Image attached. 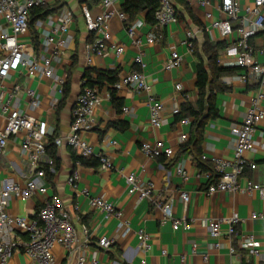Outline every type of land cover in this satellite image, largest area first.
I'll list each match as a JSON object with an SVG mask.
<instances>
[{"label": "crops", "instance_id": "1", "mask_svg": "<svg viewBox=\"0 0 264 264\" xmlns=\"http://www.w3.org/2000/svg\"><path fill=\"white\" fill-rule=\"evenodd\" d=\"M123 0H121L122 2ZM174 1V0H173ZM64 4L74 12V47L63 54V68L59 73L71 68V88L68 97L56 111H48V88L50 81L29 80L24 76L12 75L9 81L4 83L5 88L17 84L20 87L30 86L39 91L41 107L34 114L40 120H46L56 136L69 132L73 102L80 89V81L87 71L91 79H95L91 69L99 71H115L118 75L129 73L137 69L133 59L137 50L132 47L126 37L122 25L113 20L111 23L113 40L124 45V52L116 57L112 52L101 56H92L90 63L86 60V45L91 37L85 30L79 0H69ZM178 14V21L166 26L161 31V39L152 45L143 42L141 51L145 67L144 75L151 86V95L158 98L162 104L160 119L162 125L154 129L149 124V110L146 105L147 95L143 92L129 89L114 90L105 79L93 81L101 99L94 116L96 126L84 135L86 141L92 146L94 157L102 155L111 162V169L106 171L96 166H83L73 163V151L67 146L56 147V158L59 168L54 177L46 181L49 185L47 197L58 198L63 207L79 217L73 221L77 230L78 243L74 245L75 253L85 251L87 256L95 255L103 264H125L130 262L138 264L143 254L137 249V239L132 233L125 238L118 236L116 242L108 251L102 252L96 249L95 243L98 237H115L119 231L116 228L117 221H106L101 213L92 209L88 198L84 197L81 190L86 189L92 196H100L110 201L116 208L122 211L124 219L129 221L133 232L143 228L150 236L149 250L146 260L150 264H180L184 256L185 264H264V219L252 220L250 215L255 213L264 216V199L258 193L246 194L240 191L216 192L206 194L208 185L215 180L212 166L201 169L195 160V149L191 139L190 123L185 125L181 120H175L174 110L188 102L194 105L198 93L195 87V70L198 63L197 53H202V45L207 39L205 34L199 32L192 40L193 52H190L186 42V31L197 29L202 25L200 9L188 7L174 1ZM93 12L99 11V2L91 5ZM143 17V15L141 14ZM144 18V17H143ZM143 29L146 33L151 30L147 23ZM219 50L218 58H229L225 47ZM256 49H264V33L252 39ZM172 51H176L181 57V63L172 70H166L165 64L169 60ZM198 54V55H199ZM205 61V58L202 56ZM259 62H264V53L256 55ZM206 62V61H205ZM219 66V65H218ZM221 67V66H220ZM231 68V71L218 76L213 84L214 106L217 116L204 126L200 154L207 160L216 157L231 160L233 155L234 129L238 127L248 108L249 98L259 90V85L253 79L246 83L236 81V77L244 74L242 69ZM180 84L181 90H175V85ZM25 101V99L23 98ZM23 101L22 106L25 105ZM264 109V101L261 102ZM123 108L128 112L124 113ZM185 133L187 141L179 145V135ZM264 144V121L259 124L254 137ZM161 140L165 145L174 149L171 157L160 156L150 159L140 151L142 142ZM110 141H115L113 146ZM190 143L187 147H182ZM6 157H0V178L21 182L19 171L28 175L23 160L19 156V141H10L7 146ZM76 154V153H75ZM77 155V154H76ZM245 157L254 163L253 167H246L238 178L240 188L247 184L264 186V149H258L255 153L247 152ZM203 161V160H202ZM183 163L188 180L183 183L175 173L176 163ZM76 170L78 180L76 187L72 188L67 179ZM133 172L142 181L153 185V195L163 198L171 203L173 213L177 219H186L191 223V229L173 230L170 222H163L161 210L156 208L151 201L138 200L127 194L124 175ZM179 191L189 193L187 205H183L178 197ZM42 197L32 196L29 199H12L8 206V212L12 215L33 216L40 207ZM78 207L73 211V206ZM237 214L240 221L236 224L235 232L227 237V227L221 225L222 235L220 247H211V239L207 229L201 225L202 220L222 219L232 214ZM73 215V214H72ZM87 227L89 236L83 239L80 230ZM252 235L258 241L259 256L255 257L247 249L240 246L242 238ZM86 240V241H85ZM195 245V248H193ZM232 247L234 254L229 252ZM165 251V255L161 251ZM57 258L56 264H65V252L61 247L54 249ZM74 257V256H73ZM72 257L71 263L74 258ZM8 264H35L22 253H15Z\"/></svg>", "mask_w": 264, "mask_h": 264}, {"label": "built area", "instance_id": "2", "mask_svg": "<svg viewBox=\"0 0 264 264\" xmlns=\"http://www.w3.org/2000/svg\"><path fill=\"white\" fill-rule=\"evenodd\" d=\"M54 2L55 0H0V157H6L10 141L18 140V153L28 173L25 175L23 171H19L21 182L0 178V264H8L15 253L24 254L35 264H56L54 249L58 246L65 252V264H103L95 255L87 256L85 251L75 253L74 245L79 240L73 221H78L79 217L67 211L58 198L47 197L49 185L45 168L54 173V160L46 153L45 144L47 138L53 134V129L46 120H40L34 115L41 107L39 91L17 84L9 88L4 87V83L9 81L12 75H22L36 81L49 80L48 111L57 110L62 100L66 77L65 72L59 73L63 68V54L74 47V12L64 4L36 17L33 21L30 20L33 9L51 7ZM123 2L124 0H100L98 12H93L90 8L81 10L85 30L91 37L85 47L86 60L90 63L92 56H101L107 52H112L116 57L123 54L124 45L113 40L111 23L117 20L122 25L130 45L137 50L133 61L138 68L119 75L111 87L116 91L129 89L145 93L149 124L154 129H159L162 125V104L150 93L151 86L143 71L145 63L141 46L143 42L152 45L159 41L162 29L176 23L178 14L173 0H159L158 8L153 13V24L150 25L152 28L144 33L143 29L147 26L144 18L140 14L131 20L128 19L122 10ZM186 2L190 8L200 9L202 17L201 26L185 33V44L189 51L192 52V40L199 32H203L211 43L225 42L227 47L224 49L229 58L220 57L217 64L221 67L242 69L244 74L236 77V81L246 83L247 80L253 79L259 85V90L249 98L248 108L240 125L233 131L232 159L213 157L207 160L201 155V160L211 164L213 175L216 176L208 185L206 194L240 191L246 194L258 193L260 198L264 199V186L249 183L245 188H240L238 185V178L244 169L254 166V163L245 157V153L264 149V144L254 138L259 124L264 121V109L261 104L264 101V62L256 59V55L264 53V49H256L252 44L253 38L264 33V0ZM180 63L181 57L176 51H172L165 69H175ZM175 90H181L180 84L175 85ZM100 101L96 88L85 85L81 80L79 92L73 102L69 132L56 136L53 144L56 147L67 146L83 159L94 157L92 146L84 135L96 126L94 112ZM123 112L127 113L128 109L123 108ZM177 112L178 109H175L174 114ZM181 123L187 125L190 119H182ZM187 138V134H180L178 144H184ZM110 144L114 146L116 142L110 141ZM140 151L150 159L160 156L169 158L174 154V149L161 140L142 142ZM97 159L102 170L111 169L112 165L107 157L99 155ZM76 165L81 164L76 162ZM174 171L183 183L187 182L188 173L183 163H176ZM77 180L78 173L73 170L67 182L75 188ZM124 180L127 194L140 201H151L161 210V220L170 222L173 230L187 232L191 229V223L186 219L175 218L170 202L153 195V185L150 182L142 181L133 172L125 174ZM81 193L88 198L90 207L101 213L106 221H117L118 235L98 237L96 249L108 251L118 236L125 238L133 233L137 239V249L143 254L138 264H150L146 260L149 234L143 228L133 232L122 211L110 201L100 196H92L86 189L81 190ZM35 195H40L43 199L33 216L12 215L8 212L12 199H29ZM178 197L184 206L187 205L190 198L188 192L179 191ZM77 209L74 205L73 211ZM250 219L262 220L264 216L253 213ZM239 221V217L234 213L222 219L202 220L201 225L207 229L208 237L212 241L211 247L218 249L222 235L221 225L227 227V237H231ZM80 234L83 239H87V227H82ZM258 245L252 235L243 237L240 242V246L255 257L259 256ZM229 252L235 253L232 247ZM161 253L165 255L164 250ZM72 257L74 260L71 263ZM180 264H185L184 256L181 257Z\"/></svg>", "mask_w": 264, "mask_h": 264}, {"label": "trees", "instance_id": "3", "mask_svg": "<svg viewBox=\"0 0 264 264\" xmlns=\"http://www.w3.org/2000/svg\"><path fill=\"white\" fill-rule=\"evenodd\" d=\"M177 3L183 5L188 10V4L186 0H174ZM100 2V0H79V5L81 10L89 9L92 4ZM159 0H124L122 4V10L127 15L128 19H133L136 16L142 14L144 20L149 25L153 24V13L158 8ZM64 3L62 0H55V2L48 7L42 9H33L31 11L30 20L33 21L36 17H39L43 14H47L61 6ZM207 38V37H206ZM253 44V43H252ZM224 47L222 42L211 43L208 39L205 40L202 45V53H197L198 63L196 64L195 70V87L198 93L197 101L192 105L191 103L185 102L180 105L178 112L175 114V120L179 121L185 118L190 119L191 126V139L190 143H193V148L195 149V160L197 166L201 169H207L209 165L207 162L201 160L199 143L201 142L204 126L207 122L217 116V112L214 106V97H213V88L212 84L214 80L226 73L231 71V68L220 67L217 64L218 52ZM194 49H192V52ZM199 54V55H198ZM202 56L205 58V61L202 59ZM75 60H72V66L65 69V82L63 85V96L62 100L59 103V106L65 101L70 93L71 88V68L73 67ZM95 75L96 81L105 79L108 84H113L117 80L118 72L115 71H99L91 69ZM83 83L88 86H93V79H91L89 72H85L82 79ZM58 106V108H59ZM56 137L55 132L49 136L46 140L45 148L48 156L54 160V173H50L47 168H45L47 179L51 181L54 177L55 172L59 168V161L56 158V148L53 144V139ZM190 143L182 146L187 147ZM72 156L73 163L79 162L83 166H96V163L99 164L98 159L87 160L76 155ZM216 178V176H214Z\"/></svg>", "mask_w": 264, "mask_h": 264}, {"label": "rangeland", "instance_id": "4", "mask_svg": "<svg viewBox=\"0 0 264 264\" xmlns=\"http://www.w3.org/2000/svg\"><path fill=\"white\" fill-rule=\"evenodd\" d=\"M64 2L68 3V2H69V0H64Z\"/></svg>", "mask_w": 264, "mask_h": 264}]
</instances>
